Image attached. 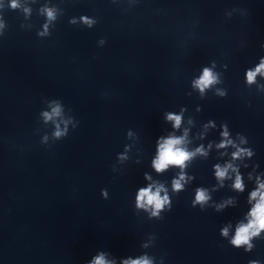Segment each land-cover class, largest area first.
Listing matches in <instances>:
<instances>
[{"label":"clouds","instance_id":"9594fccd","mask_svg":"<svg viewBox=\"0 0 264 264\" xmlns=\"http://www.w3.org/2000/svg\"><path fill=\"white\" fill-rule=\"evenodd\" d=\"M19 5L17 0H12L11 7L13 9L17 8ZM25 11H28L25 9ZM47 16L49 19H54V13L51 9L47 10ZM81 22L92 26L94 21L90 20L87 16H81ZM70 23H76L75 19L70 21ZM3 24L0 23V28ZM43 35V33H41ZM261 49L264 50V43L261 44ZM257 74H264V57H261L260 64L255 68V70L247 71V82L252 84L256 81ZM217 77L213 74L212 70L208 67L203 69L202 76L194 81V86L197 87L201 93L204 92L206 88H209L213 84L217 83ZM221 96H225L226 93H219ZM61 115V108L59 105L52 108L51 113L44 112L43 116L45 121L52 120L54 117H59ZM166 119L168 121H173V127L179 128L181 124V115H176L173 113H167ZM209 124H212L210 121ZM67 122H65V129L61 130L60 125H56V131L54 133L55 137L59 138L67 135ZM215 126L214 124L212 125ZM222 131L220 133L222 140L216 145L217 148L226 149L228 146L235 148L236 150L231 153V158L233 161L242 160L245 157L251 159L256 155L252 147H240L239 145L249 144V139L246 135L237 132L236 136L239 139V145L230 138V131L227 122L221 124ZM187 136V131H185L183 137L169 136L168 138H161L158 141V154L156 158L152 161V166L156 172L160 173L168 169L169 166H178L181 169L185 167V162L191 157L195 156L197 153L201 155H207L203 146L195 149L194 152H189L182 145L185 144V137ZM211 147V145H209ZM124 159L123 156L120 157ZM245 164L244 167H248ZM253 167H259V164L255 163ZM215 177L221 182V187L223 186V181L229 178V172L235 173V180L232 184V188L238 192L243 193L245 190V185L241 173L238 168L231 162L225 163L223 166L220 164L214 165ZM251 174H249V179H251ZM145 179H151L150 176L145 173ZM185 182V175L183 171L179 174L178 178L172 181V187L174 191L179 193L183 188V183ZM256 188L250 192L248 197V203L252 204L250 211L248 212L247 220L248 222L240 223L235 230L234 237L230 240V244L235 248L239 249L241 246H246L244 248L245 252H250L254 245L251 243L253 237H259L262 230H264V181L261 180L260 176L256 177ZM154 189V190H153ZM164 193L161 196V193ZM101 196L104 199H108L107 189H101ZM210 199L208 191L204 188H197L195 193V199L192 201V207L194 208L196 204L201 205V210H203V205L207 203ZM232 204V200L229 199L225 201L222 205L218 206L216 211L222 210L227 205ZM168 206V211H171L172 205L167 194V189L164 188L162 184H149L146 188H140L135 198L136 208L144 209L145 211L150 210V215L152 217H157L162 220L163 217L160 216L161 210ZM223 237L228 236V227L221 229L220 233ZM86 264H116V260L106 259V254L101 251L94 258L86 261ZM121 264H152V261L147 257L143 256L139 259H125L121 261ZM248 264H259L258 261L251 260Z\"/></svg>","mask_w":264,"mask_h":264}]
</instances>
